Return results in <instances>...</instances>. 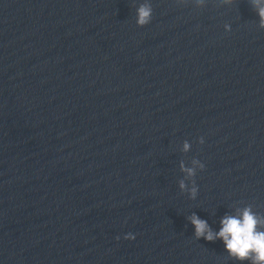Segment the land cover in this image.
Returning a JSON list of instances; mask_svg holds the SVG:
<instances>
[{
	"label": "water",
	"instance_id": "95a60500",
	"mask_svg": "<svg viewBox=\"0 0 264 264\" xmlns=\"http://www.w3.org/2000/svg\"><path fill=\"white\" fill-rule=\"evenodd\" d=\"M245 207L264 218L255 0H0V264H240L190 218Z\"/></svg>",
	"mask_w": 264,
	"mask_h": 264
},
{
	"label": "clouds",
	"instance_id": "9594fccd",
	"mask_svg": "<svg viewBox=\"0 0 264 264\" xmlns=\"http://www.w3.org/2000/svg\"><path fill=\"white\" fill-rule=\"evenodd\" d=\"M257 15L260 18V26L264 27V0H255ZM151 18V8L142 5L137 9V25L144 26ZM202 142V141H201ZM185 151L189 144L183 145ZM183 168V165H182ZM189 176L193 175L192 169H184ZM181 188L185 185L181 183ZM195 188L192 189L193 195ZM195 230L197 239L203 238L206 241L219 239L224 244V249L229 257L240 262L248 261L249 264H264V218L258 216L250 207H245L236 215H225L220 220L218 232H213L206 221L193 215L190 218ZM127 240H134L131 233L125 237Z\"/></svg>",
	"mask_w": 264,
	"mask_h": 264
}]
</instances>
